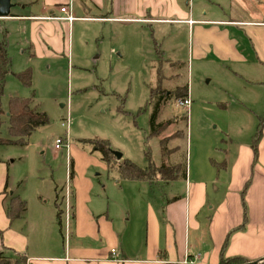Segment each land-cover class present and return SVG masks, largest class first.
I'll return each instance as SVG.
<instances>
[{
    "label": "rangeland",
    "instance_id": "obj_1",
    "mask_svg": "<svg viewBox=\"0 0 264 264\" xmlns=\"http://www.w3.org/2000/svg\"><path fill=\"white\" fill-rule=\"evenodd\" d=\"M42 1L10 0L9 17L0 18V44L11 59L1 97L0 138L10 139L7 106L11 97L31 98L32 106L48 118L26 138V145H0V165L14 196L26 203L25 199L35 200L38 191L46 202L47 226L41 229H50L49 215L52 210L58 213L55 204L62 201L66 183H72L70 159L75 162L71 179L84 186L90 182L94 192L99 191V184L117 177L115 170L104 168L91 143L95 140L107 141L111 152L141 168L148 165L147 156L155 166L179 163L186 168L199 165L208 154L211 161L219 160L225 152L230 165L239 143L249 144L251 137L252 147L257 143L261 119L250 120L244 110L248 107L245 95L254 86L249 76L228 63L194 61L192 38L187 26L178 21L179 14L170 22L127 24L118 20L122 17L115 15L112 0L103 9L87 8L90 0H70L74 13L68 12L70 1L66 13L56 4V14L79 18L57 21L63 48L56 56H40L35 43L42 35H37L29 20L18 17L39 13ZM174 4L181 12L193 10L195 18L264 16V0H175ZM160 8L159 13L165 11ZM157 17L168 18L166 13ZM27 69L29 88L14 76ZM186 89L187 109L176 105ZM257 113L263 117L261 110ZM252 120L255 123L250 126ZM66 121L68 125L62 127ZM164 122L162 133L152 135ZM58 138L62 143L56 148ZM160 140L165 141L163 148ZM165 148L170 156L162 155ZM165 184L155 181L150 198L180 195ZM61 206L65 210L64 202ZM55 230H60L57 221Z\"/></svg>",
    "mask_w": 264,
    "mask_h": 264
},
{
    "label": "crops",
    "instance_id": "obj_2",
    "mask_svg": "<svg viewBox=\"0 0 264 264\" xmlns=\"http://www.w3.org/2000/svg\"><path fill=\"white\" fill-rule=\"evenodd\" d=\"M69 1L43 0L39 13L18 17L29 20L37 35H42L35 43L40 56L61 52L62 34L56 22L67 16L56 14L53 8L56 4L65 7ZM90 1L86 7L96 9L108 2ZM174 1L112 0V4L115 15L122 17L118 20L127 24L170 22L179 14L178 21L187 26L192 38L194 61L212 60L242 68L254 85L245 95L246 117L261 119L257 143L252 147L253 137L249 144L239 143L230 165L225 152L219 160L211 161L208 154L199 165L187 166L179 184L164 181L170 191L180 195L172 193L164 199L150 198L155 181H163L159 176L148 183L121 180L117 175L94 192L90 182L85 180L84 186L71 179L75 162L70 159L72 176L68 179L72 183H66L60 205L55 204L58 213L52 210L49 215L48 230L41 229L47 224V214L38 191L35 200L25 199L21 217L8 219L6 210L14 192L0 165V251L24 255L26 264H218L222 249L227 257L251 262L264 258V114L257 113H264V16L195 18L193 10L181 12ZM69 4L68 12L74 13L71 1ZM160 7L165 11L159 13ZM165 13L167 19L157 17ZM246 183L243 207L241 192ZM63 202L65 210L61 209ZM244 212L245 225L238 229ZM56 221L59 232L52 231Z\"/></svg>",
    "mask_w": 264,
    "mask_h": 264
},
{
    "label": "trees",
    "instance_id": "obj_3",
    "mask_svg": "<svg viewBox=\"0 0 264 264\" xmlns=\"http://www.w3.org/2000/svg\"><path fill=\"white\" fill-rule=\"evenodd\" d=\"M11 59L9 58L4 44H0V128L2 125V115L4 111L2 109L1 97L3 94L5 77L10 72ZM15 78L25 87L29 88L31 85V72L29 69L14 74ZM152 98V92H151ZM188 97L187 89L184 94L179 98L184 100ZM162 98H166L164 95ZM7 120L8 127L7 132L10 139L0 138V145H26V138L30 136L36 129L40 126L45 125L48 122V118L45 113L39 112L32 106L31 98H19L11 97L8 100L7 106ZM166 127V123H162L156 126L152 131V135L158 136L162 133L163 128ZM164 140H160V144L164 145ZM90 143V142H89ZM94 146V150L99 152L101 155V160L105 163L109 171L115 170L117 175L121 180L129 181H143L152 183L156 177H160L163 181H174L180 177L185 176L186 168L180 166L179 163L172 165H160L155 166L152 160L147 156L148 165L145 168H141L135 165L133 162L120 158L119 160L112 154L109 149V143L107 141L95 140L91 142ZM167 143H165L166 145ZM162 151L163 156H170L171 151ZM173 151V150H172ZM256 154V153H254ZM69 176H72V170L69 172ZM244 186L241 192L242 205L244 207V193L246 191L247 185ZM26 209V204L19 196H13L7 206L6 216L10 221L17 219L22 216ZM246 222V215L244 212L243 223L238 229H242ZM228 238L224 243V247ZM224 249L221 251L220 259L218 264H246L251 262L248 259L235 256L227 257L224 255ZM0 264H26V257L21 254L6 255L4 252L0 251ZM264 264V263H263Z\"/></svg>",
    "mask_w": 264,
    "mask_h": 264
},
{
    "label": "water",
    "instance_id": "obj_4",
    "mask_svg": "<svg viewBox=\"0 0 264 264\" xmlns=\"http://www.w3.org/2000/svg\"><path fill=\"white\" fill-rule=\"evenodd\" d=\"M10 8H11L10 0H0V18L9 17ZM112 154L116 157V159H120L122 157V155L118 152H112ZM262 263H264V258L246 264H262Z\"/></svg>",
    "mask_w": 264,
    "mask_h": 264
},
{
    "label": "built area",
    "instance_id": "obj_5",
    "mask_svg": "<svg viewBox=\"0 0 264 264\" xmlns=\"http://www.w3.org/2000/svg\"><path fill=\"white\" fill-rule=\"evenodd\" d=\"M60 12L61 13H66L67 12V8L66 7H60ZM64 20L70 21L71 20V17L70 16H67ZM176 105L179 106V107H182V108L187 109L189 107V105H190L189 100H188V97L186 99H184V100H178ZM66 125H68V122L67 121H66V124H64V123L61 124L62 127H66ZM61 143H62V139L61 138H58L56 140V145H55L56 148Z\"/></svg>",
    "mask_w": 264,
    "mask_h": 264
}]
</instances>
